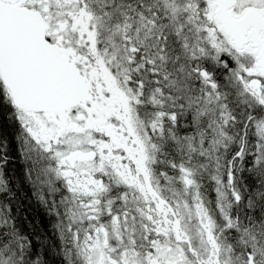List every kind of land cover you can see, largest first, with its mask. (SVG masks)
Returning <instances> with one entry per match:
<instances>
[{
	"label": "trees",
	"instance_id": "16d2710c",
	"mask_svg": "<svg viewBox=\"0 0 264 264\" xmlns=\"http://www.w3.org/2000/svg\"><path fill=\"white\" fill-rule=\"evenodd\" d=\"M81 5L90 11L98 30L97 50L108 54L102 55L107 60L124 56L121 67L130 66L125 80L133 88L142 86L137 107L141 119L149 126L156 113L162 114L159 121L164 126L152 133L162 149L153 164L160 187L180 188L179 173L188 170L199 188L193 193L204 199L211 213L218 207L219 195H224L230 226L220 223L221 242L232 250L234 264H263L264 172L255 161L256 136L246 129L257 112L248 114V99L240 97L232 56L210 45L204 30L208 20L204 25L200 16L191 15L190 0H83ZM113 49L120 50V56ZM153 97L163 106L154 105ZM214 104H221L232 117L227 127L219 124ZM16 111L0 77V260L81 264L78 244L66 234L76 205L61 183L52 188V182L45 181L50 177L48 168L39 156L28 154ZM217 128L226 134L224 138L213 139ZM216 184L225 187L216 190ZM129 193L109 179L98 209L109 216L108 221L126 218L138 228L140 211ZM214 216L222 220L219 214ZM145 246L149 248L150 241Z\"/></svg>",
	"mask_w": 264,
	"mask_h": 264
},
{
	"label": "rangeland",
	"instance_id": "374dc122",
	"mask_svg": "<svg viewBox=\"0 0 264 264\" xmlns=\"http://www.w3.org/2000/svg\"><path fill=\"white\" fill-rule=\"evenodd\" d=\"M13 1L23 2L41 12L42 24L47 25L51 40L60 43L64 53L74 55L82 64L78 68L91 84L89 95L81 106L68 113L16 111L28 154L39 156L48 168L50 177L45 181L50 180L52 188L53 183H61L66 196L76 205L66 234L71 243L78 244L75 250H78L81 264H234L232 250L221 242L224 230L219 225L223 222L229 225L224 195H219L218 207L214 209L222 216L218 222L214 216L217 214L211 213L204 199L193 193L199 191L193 172L180 171L181 181L177 183L180 188L160 187L153 177V164L162 149L154 142V118L147 126L137 113L140 98H143L142 86L133 88L125 80L129 78L130 57L126 60L128 65L121 67L124 56H120V50L113 49L120 57L108 60L105 58L108 54L97 50L101 39L93 26L92 14L81 5L83 0ZM190 1L191 15L200 16L204 25L208 20L204 30L210 45L232 56L235 66L232 76L241 84L240 97L248 99L247 106L251 108L248 114L257 112L246 129H251L256 136L255 161L264 172V76L258 65L260 57L256 58L249 51L248 54L237 51L221 25L211 20L214 3ZM237 2L232 10L236 17H242L248 10L264 13V0ZM189 9L185 13H189ZM132 49L130 51L135 52ZM256 77L261 82L260 92L249 87ZM152 102L163 106L155 97ZM212 110L222 128L233 121L221 104H214ZM161 116L158 114V118ZM174 119L176 116L172 114L171 120ZM213 130V139L226 135L221 129ZM83 152L96 153V157L90 162L77 161L72 166V158ZM109 179L130 191L129 199L140 211L139 229L126 218L114 217L108 221L109 216L99 211ZM224 187L216 184L213 188ZM262 233L261 243L264 244V231ZM149 241L148 248L145 245ZM251 257L254 260V256ZM0 264H8V261L0 260Z\"/></svg>",
	"mask_w": 264,
	"mask_h": 264
},
{
	"label": "water",
	"instance_id": "95a60500",
	"mask_svg": "<svg viewBox=\"0 0 264 264\" xmlns=\"http://www.w3.org/2000/svg\"><path fill=\"white\" fill-rule=\"evenodd\" d=\"M214 3L211 20L221 25L237 49L260 40L258 62L264 76V13L248 10L242 17L232 10L237 0H208ZM249 36V39H247ZM0 77L14 108L26 113H68L81 106L91 84L67 57L59 44L50 43L39 13L19 4L0 2ZM249 87L260 92L261 82ZM96 153H79L78 162L94 160Z\"/></svg>",
	"mask_w": 264,
	"mask_h": 264
},
{
	"label": "flooded vegetation",
	"instance_id": "af4514ba",
	"mask_svg": "<svg viewBox=\"0 0 264 264\" xmlns=\"http://www.w3.org/2000/svg\"><path fill=\"white\" fill-rule=\"evenodd\" d=\"M0 2H6V3H9V4H19L21 7H23V6H25V7H27L28 9H30L31 11H35V12H38L39 13V19H40V22L41 23H43L42 22V20H41V12L40 11H37V10H35V9H33V8H31V7H28L25 3H23V2H20V1H11V0H0ZM42 26H43V29L47 32V38H48V40L50 41V43H53V44H59L60 45V47H61V49H62V52H63V48H62V46H61V44L60 43H55V42H53L52 40H51V34H50V32H48V27H47V25L44 23V24H42ZM259 37L260 38H263L264 37V33H262L261 32V34L259 35ZM247 39H249V36H248V38ZM238 50H241V51H244L245 53H247V51H249L252 55H254L256 58H259L260 57V55H259V53H260V50H261V44H260V40L259 41H257L256 42V44L255 43H253V42H248V45H246V46H244L242 49H237V51ZM240 52V51H239ZM248 52V53H249ZM64 53V52H63ZM247 53V54H248ZM66 55H67V57H69L70 58V61H71V63H73V65L77 68V69H79L80 70V72L82 73V71H81V69L80 68H78L79 67V65H82L81 63H78V60L74 57V55H72V53H65ZM90 56V54L88 55V57ZM92 59V58H91ZM134 74L136 75V77L138 76V71L137 70H134ZM83 74V73H82ZM150 76L151 77H153V71H150ZM257 78V77H256ZM257 80H259L258 78H257ZM132 84V83H131ZM154 120H155V125H154V129H153V131L155 130V133H157V131L160 129V128H162L164 125H163V123H160L161 121H159V118H158V113H156V116L154 117ZM73 159V161H71L70 163H71V165L73 166H75L76 165V163H77V159H76V156H75V158L73 157L72 158ZM80 163V162H79Z\"/></svg>",
	"mask_w": 264,
	"mask_h": 264
}]
</instances>
